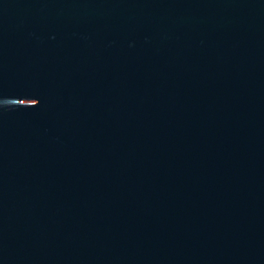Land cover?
<instances>
[{
    "label": "water",
    "instance_id": "1",
    "mask_svg": "<svg viewBox=\"0 0 264 264\" xmlns=\"http://www.w3.org/2000/svg\"><path fill=\"white\" fill-rule=\"evenodd\" d=\"M0 264H264V0H0Z\"/></svg>",
    "mask_w": 264,
    "mask_h": 264
}]
</instances>
